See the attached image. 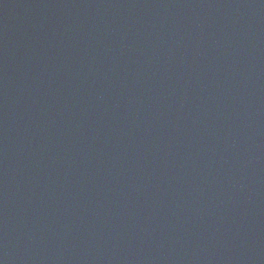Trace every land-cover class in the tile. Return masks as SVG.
I'll use <instances>...</instances> for the list:
<instances>
[{
    "label": "water",
    "instance_id": "95a60500",
    "mask_svg": "<svg viewBox=\"0 0 264 264\" xmlns=\"http://www.w3.org/2000/svg\"><path fill=\"white\" fill-rule=\"evenodd\" d=\"M0 264H264V0H0Z\"/></svg>",
    "mask_w": 264,
    "mask_h": 264
}]
</instances>
